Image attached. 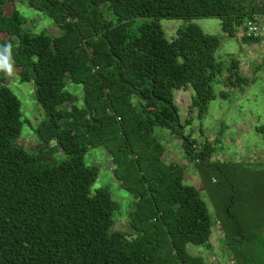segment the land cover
<instances>
[{"label":"trees","instance_id":"16d2710c","mask_svg":"<svg viewBox=\"0 0 264 264\" xmlns=\"http://www.w3.org/2000/svg\"><path fill=\"white\" fill-rule=\"evenodd\" d=\"M14 1L0 0V50L10 49L12 71L32 83L45 118L26 149L20 102L0 71V264H209L185 246L208 250L212 231L228 264H264V167L212 159L215 144L185 133L191 119L180 123L171 96L191 89L188 114L201 120L214 81L236 88L247 80L236 61L215 59L216 36L189 23L167 40L158 22L216 19L225 37L238 38L245 21L263 23L264 0H25L51 22L50 33L22 28L18 12L4 8ZM136 18L149 20L130 34ZM154 128L179 140L212 218L196 189L182 184L184 165L164 159ZM96 147L134 196L123 230L107 191L90 189L97 168L83 156Z\"/></svg>","mask_w":264,"mask_h":264},{"label":"rangeland","instance_id":"374dc122","mask_svg":"<svg viewBox=\"0 0 264 264\" xmlns=\"http://www.w3.org/2000/svg\"><path fill=\"white\" fill-rule=\"evenodd\" d=\"M4 8L7 13L13 9L18 12L26 21L22 28L27 27L33 32L41 29L48 33L53 32L51 22L30 9L25 0H15L12 5H4ZM101 9L103 10L104 6ZM106 19L112 21L113 17L106 15ZM148 20V18L134 19L128 26V32L136 34V27ZM158 22L167 40L174 38L176 30L189 23L197 25L206 34L216 36L219 47L215 53V59L224 64L229 60L236 61L238 75L247 80L246 85L236 88H225L220 79L214 81L211 88L215 99L207 105L206 113L201 120L196 119L194 111L188 114L192 90H172L171 96L180 123H184L188 118L191 119L190 125L184 129L185 133H189L196 141L206 139L213 142L216 151L212 159L234 162L241 167H264V41H260L257 45L246 44L239 38L225 37L216 19L180 17L161 19ZM4 74V84L20 102L22 126L18 140L27 149L35 143L32 129L45 116L35 102L32 83L20 82L16 77V71ZM67 89L70 92L80 93L79 87L76 86H68ZM221 91L226 95L224 100L218 97ZM260 127L262 130L257 131ZM153 136L164 146L166 161L178 166L184 165L182 184L196 189L212 218L210 203L192 165H189L183 157L179 140L160 128L153 129ZM62 157L63 155L58 156V158ZM83 162L87 166L97 168V176L90 189L103 188L107 191L116 204L112 214L113 224L117 229L123 230L128 213L133 207L134 196L122 190L111 176L109 161L102 147L89 149L83 156ZM208 243V250L191 244H187L185 250L190 255L201 257L203 261L208 254L212 253L220 258V264H228L227 258L222 255L220 242L214 231L211 232Z\"/></svg>","mask_w":264,"mask_h":264},{"label":"built area","instance_id":"2783aa9c","mask_svg":"<svg viewBox=\"0 0 264 264\" xmlns=\"http://www.w3.org/2000/svg\"><path fill=\"white\" fill-rule=\"evenodd\" d=\"M238 38H255L264 41V23L258 24L256 22L245 21L243 28H240L237 32ZM218 223L216 222L214 226L216 227ZM220 260L216 255H207L206 261L209 264H215Z\"/></svg>","mask_w":264,"mask_h":264},{"label":"clouds","instance_id":"9594fccd","mask_svg":"<svg viewBox=\"0 0 264 264\" xmlns=\"http://www.w3.org/2000/svg\"><path fill=\"white\" fill-rule=\"evenodd\" d=\"M10 49L4 48L0 50V71H5L8 74L12 72Z\"/></svg>","mask_w":264,"mask_h":264},{"label":"crops","instance_id":"0c3cea01","mask_svg":"<svg viewBox=\"0 0 264 264\" xmlns=\"http://www.w3.org/2000/svg\"><path fill=\"white\" fill-rule=\"evenodd\" d=\"M263 23H264V21H263ZM259 42H260V41H259ZM259 42H258V43H256V45H257V44H259Z\"/></svg>","mask_w":264,"mask_h":264}]
</instances>
